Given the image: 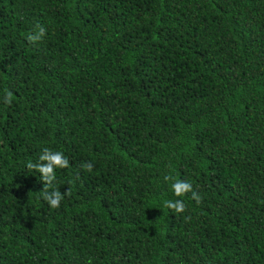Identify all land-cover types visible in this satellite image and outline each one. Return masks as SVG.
<instances>
[{"label":"trees","instance_id":"1","mask_svg":"<svg viewBox=\"0 0 264 264\" xmlns=\"http://www.w3.org/2000/svg\"><path fill=\"white\" fill-rule=\"evenodd\" d=\"M0 264H264V0H0Z\"/></svg>","mask_w":264,"mask_h":264},{"label":"clouds","instance_id":"2","mask_svg":"<svg viewBox=\"0 0 264 264\" xmlns=\"http://www.w3.org/2000/svg\"><path fill=\"white\" fill-rule=\"evenodd\" d=\"M46 30L43 27H39V31L35 35H29L28 40L30 42H36L42 39L45 35ZM6 95L4 96V103L11 104L12 102V93L8 90H5ZM40 162L37 164H33L31 162L28 163L27 167L29 169H36L39 173H41L40 179L44 182V189L42 190L43 199L50 205L51 208H59L61 200L63 196L61 192L54 188V182L56 180V172L57 168L63 169L67 168L69 165V161L62 152H53L49 149H44L43 154L39 157ZM89 172L93 168V164L91 162H87L82 165ZM172 179L170 176H166L165 180ZM171 188L174 191L177 197L183 196L188 192L192 193V199L196 200L197 203L200 202L201 197L193 191V186L189 182L177 180L171 184ZM51 189V190H50ZM65 195H70V190L65 192ZM165 207L174 210L177 213H182L185 211V204L181 200L166 201Z\"/></svg>","mask_w":264,"mask_h":264}]
</instances>
